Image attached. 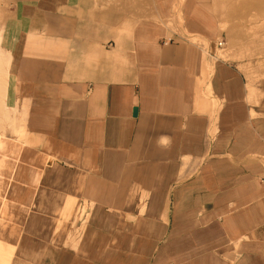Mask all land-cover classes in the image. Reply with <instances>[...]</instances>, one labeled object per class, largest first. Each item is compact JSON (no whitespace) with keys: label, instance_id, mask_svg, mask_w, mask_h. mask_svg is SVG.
Wrapping results in <instances>:
<instances>
[{"label":"crops","instance_id":"crops-1","mask_svg":"<svg viewBox=\"0 0 264 264\" xmlns=\"http://www.w3.org/2000/svg\"><path fill=\"white\" fill-rule=\"evenodd\" d=\"M222 5L0 0L8 209L88 212L23 262L264 264V64L220 57Z\"/></svg>","mask_w":264,"mask_h":264},{"label":"rangeland","instance_id":"rangeland-1","mask_svg":"<svg viewBox=\"0 0 264 264\" xmlns=\"http://www.w3.org/2000/svg\"><path fill=\"white\" fill-rule=\"evenodd\" d=\"M242 0H223V5L221 8H226V18L221 16L222 18V30L228 32V37H224L223 40L226 45L223 47H219V55L220 57H226L229 50H235L238 46L243 47V53H247L244 55L245 57H250L248 60L253 61L259 64H264V40H259L256 43L253 42H237L234 43L233 41V33L231 31L234 29L233 25H237L240 19V16H232L234 15V5L237 2ZM230 14V15H229ZM246 20H241L242 23V30H247L250 32V38L255 39L257 32H264V13L260 15L258 12V8L251 10V12L245 17ZM237 23V24H236ZM253 36V37H252ZM220 42V41H219ZM232 46V47H231ZM235 47V48H234ZM9 114V113H8ZM10 114L8 121L4 118V112H0V131H6L8 128L12 129L8 122L14 121L15 124L18 126V121L14 118L10 119ZM10 119V120H9ZM11 136V135H9ZM11 210V209H10ZM7 208L6 220L5 225H0V239H7L10 240L11 238L14 239L13 244L15 247L14 256L12 259L11 264H38L37 256L32 257L30 256L26 258L23 262V253L24 250L29 249L28 247H22L18 245L20 244L21 239V227L24 223L29 228V235L28 239H30L29 247L33 249V253H39L41 250L46 249L48 251L49 246L59 245L58 242L62 241L63 238L66 237V241L69 240V236L71 235L73 238L79 236V230L76 229L78 223H82L85 217V214L88 213L85 210L82 212H73V211H64V212H46L41 214H33L29 213L28 215H21V214H14L13 210L10 211ZM68 213V214H65ZM71 213V214H70ZM87 218L88 214H87ZM77 221V222H76ZM72 227V231L70 232ZM80 228V226L78 227ZM36 239H40L41 243L46 245L37 246ZM50 242V244H48ZM63 242V241H62ZM0 254L2 258L4 257L5 260H8L9 249H5L3 247L4 242H0ZM6 243H4L5 245ZM47 244L49 246H47ZM68 243L62 244V247H65ZM43 248V249H42Z\"/></svg>","mask_w":264,"mask_h":264},{"label":"bare ground","instance_id":"bare-ground-1","mask_svg":"<svg viewBox=\"0 0 264 264\" xmlns=\"http://www.w3.org/2000/svg\"><path fill=\"white\" fill-rule=\"evenodd\" d=\"M234 12L235 14H239L242 19L251 12V10L258 8V12L260 15L264 13V0H242L237 2L234 5ZM9 142L0 136V225H5L7 208L9 207L10 201L7 199L9 193V185L2 184L4 180L7 178L5 177L6 174L8 175L13 169V161L12 157L15 154V151H10L9 149ZM67 214V213H65ZM0 242H2L0 240ZM1 244V243H0ZM4 247V244H3ZM6 249V247H5ZM0 264H7L5 258L0 254Z\"/></svg>","mask_w":264,"mask_h":264},{"label":"built area","instance_id":"built-area-1","mask_svg":"<svg viewBox=\"0 0 264 264\" xmlns=\"http://www.w3.org/2000/svg\"><path fill=\"white\" fill-rule=\"evenodd\" d=\"M218 46L221 48V47H223L224 45H226L225 44V42L223 41V40H220V42H218Z\"/></svg>","mask_w":264,"mask_h":264}]
</instances>
